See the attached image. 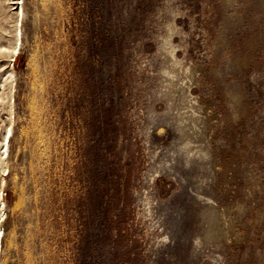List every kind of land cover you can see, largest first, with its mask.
I'll return each instance as SVG.
<instances>
[{"label": "rangeland", "instance_id": "rangeland-1", "mask_svg": "<svg viewBox=\"0 0 264 264\" xmlns=\"http://www.w3.org/2000/svg\"><path fill=\"white\" fill-rule=\"evenodd\" d=\"M9 129L0 264H264V0L0 1Z\"/></svg>", "mask_w": 264, "mask_h": 264}, {"label": "bare ground", "instance_id": "bare-ground-1", "mask_svg": "<svg viewBox=\"0 0 264 264\" xmlns=\"http://www.w3.org/2000/svg\"><path fill=\"white\" fill-rule=\"evenodd\" d=\"M0 1H3V0H0ZM17 5H18V10H19V12L20 13H22V9H21V7L19 6V3H17ZM17 16H19L18 14H17ZM20 16H21V14H20ZM18 32H19V34H20V31L18 30ZM16 36H18L17 34H16ZM17 38V37H16ZM18 41V40H17ZM170 43V42H169ZM170 45V44H169ZM165 47V46H164ZM166 48V47H165ZM169 50H170V48H169ZM17 51V48H16V45H15V48L13 47V54H12V56H14V55H16V52ZM199 71V70H198ZM192 72V73H191ZM196 72H197V69H192V70H189V71H187V70H185V73L186 74H191L192 76H193V78H194V76H195V74H196ZM198 74V73H197ZM8 77L9 78H11L12 77V73H11V71H9V73H8ZM192 78V79H193ZM175 84H172V83H170V82H167V87H166V90H165V93H167V94H169V93H175L176 94V89H175V86H174ZM194 100V99H193ZM187 108L189 109V112H188V114H187V118H185V122H187V127H188V129H189V132H190V134H193V135H195L196 133H197V129H198V120L197 119H195L194 117H193V115H194V111H193V106H192V100H190L188 103H187ZM8 133V134H7ZM10 134H11V130L9 129L5 134H4V136H3V139H2V143H1V146H0V149H3V148H5V150L2 152V154L1 155H4V157H1L0 156V158L2 159V161H3V164L5 163V160H6V156H7V148H8V143H9V138H10ZM3 171H4V169H3ZM1 183H4V180L3 179H1ZM0 204H2V201H0Z\"/></svg>", "mask_w": 264, "mask_h": 264}]
</instances>
